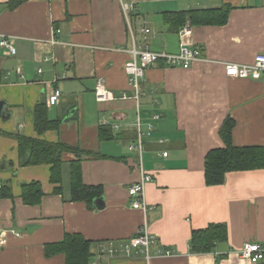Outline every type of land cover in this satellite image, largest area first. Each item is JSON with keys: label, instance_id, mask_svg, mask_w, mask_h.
I'll return each instance as SVG.
<instances>
[{"label": "crops", "instance_id": "1", "mask_svg": "<svg viewBox=\"0 0 264 264\" xmlns=\"http://www.w3.org/2000/svg\"><path fill=\"white\" fill-rule=\"evenodd\" d=\"M11 1L0 0V39L9 37L16 46L11 54L0 43V180L12 190L0 197V264H66L65 254L46 253L66 233L93 242V261L109 241L119 247L135 235L143 212L132 207L128 192L140 178L137 152L129 150L137 138V102L125 71L130 50L177 52L181 39L171 14L223 6H229L224 23L186 19L192 25L186 41L201 49L200 60L187 69L160 61L145 73L140 119L144 130L154 126L144 148L145 168L155 178L145 189L147 220L157 235L153 255L107 254L102 263L264 264L241 255L246 242L264 246V168L229 172L219 185L204 177L206 154L225 145L219 130L227 117L236 121L235 145H264V73L244 79L226 74L229 62L252 63L264 53V0H26L13 8ZM127 1L135 2L128 15L122 8ZM101 78L115 100H97ZM56 89L60 101L50 105ZM41 102L51 120L61 121L59 130L37 133L35 107ZM117 122L115 130L111 123ZM103 126L111 128V137H101ZM20 133L101 153L83 156L81 167L85 183L104 187V206L97 207L98 198L92 209L70 199L68 162L64 190L55 193L49 164L23 163ZM160 137L168 141L160 144ZM33 180L42 182L44 195L31 205L21 191ZM221 222L226 241L207 252L191 248L193 230ZM158 249L173 253L158 256Z\"/></svg>", "mask_w": 264, "mask_h": 264}, {"label": "trees", "instance_id": "2", "mask_svg": "<svg viewBox=\"0 0 264 264\" xmlns=\"http://www.w3.org/2000/svg\"><path fill=\"white\" fill-rule=\"evenodd\" d=\"M26 0H12L10 7L13 8L20 2ZM229 6L213 9H199L191 12H180L171 14L174 26L179 31L189 18L192 24L207 19V23H224L228 19ZM204 18V19H203ZM35 123L37 133L44 134L47 130H59L60 120H51L46 102H41L35 107ZM236 121L232 117H227L222 124L219 133L225 145L218 149L210 150L205 156L204 177L208 185H219L226 180V174L238 171H247L264 168V145L261 146H237L233 143V128ZM108 134V135H106ZM111 128L101 127V137H111ZM19 154L26 165L49 164L51 168L50 181L54 183L55 193H62L64 190L63 164L68 162L70 167V199L73 201H84L88 208L92 209L94 200L104 196L102 185L87 184L83 181L81 162L83 156L88 158L104 157L101 153L86 150L78 145H70L65 141H51L40 137H30L25 134H18ZM74 157L67 160L66 154ZM44 195L42 182L33 180L22 184L21 196L27 204L39 203ZM12 196L10 187L5 186L0 190V197ZM191 248L197 252H207L213 249L214 245L228 239L226 223H210L206 228L192 231ZM92 241L85 238L81 233H66L64 240L46 247L48 256L56 253L66 255V264H89L93 258Z\"/></svg>", "mask_w": 264, "mask_h": 264}, {"label": "built area", "instance_id": "3", "mask_svg": "<svg viewBox=\"0 0 264 264\" xmlns=\"http://www.w3.org/2000/svg\"><path fill=\"white\" fill-rule=\"evenodd\" d=\"M122 8L125 13L128 15L130 11L135 9L134 1H127L122 3ZM143 30L148 33L150 32V28L146 27ZM60 31V29H58ZM192 25L190 22H187L180 30L179 35L181 39L180 50L177 52H167V51H155L151 50L148 46L143 48H138L134 46L130 51L132 52V59L129 60L125 65V71L129 79V85L134 91V96L137 102V138L132 141L129 145V150L136 151V165L140 170V178L136 182L129 187L128 192L131 197V205L133 208L140 209L143 212V223L138 228L135 235L129 238L125 243L121 244V246H116L113 241H109L107 245L99 248V256L98 259H94L89 264H103L102 259L108 255H135L136 253H144L145 256L150 259L153 255L151 253V246L155 242H157V235L152 233L150 230L149 221L147 220V212L148 205L146 199L145 189L148 182L153 181L154 175L152 172L145 168L144 164V148L146 137L150 136L154 131V126L149 125V127L144 130L142 127V122L140 119L141 107L140 100L145 95L142 84L144 82V77L146 70L153 65L158 64V62L162 61L168 66L172 67H182L187 69L190 67L195 61L200 60L201 57V49L196 48L190 45L186 38L191 35ZM1 45L11 54H15L16 46H14L13 40L9 37L3 36L0 39ZM264 73V53H257L252 63H234L229 62L226 64V74L227 76H232L235 78H247V77H258L260 74ZM99 83L95 90V95L99 102L102 101H111L115 100L116 96L113 94L105 85V80L102 78L99 79ZM48 103L50 105L57 104L61 98V91L55 90L52 94L49 95ZM122 98H129L126 93H123ZM160 115L156 114L153 116V119H159ZM105 124H110L108 120L104 121ZM115 130L120 129L121 124L111 123ZM168 138L160 137L158 142L161 144L166 143ZM168 151H163V156H168ZM3 187V183L0 180V190ZM3 245L2 238L0 237V247ZM173 251L170 249H158L155 253L158 256H163L165 254H172ZM241 255L251 261L253 263H258L264 261V246H262L258 242H246L243 245V249L241 250Z\"/></svg>", "mask_w": 264, "mask_h": 264}, {"label": "water", "instance_id": "4", "mask_svg": "<svg viewBox=\"0 0 264 264\" xmlns=\"http://www.w3.org/2000/svg\"><path fill=\"white\" fill-rule=\"evenodd\" d=\"M102 201H103L102 198H98V199L95 200V204L97 205V207L100 208V207H103L104 206V205H102Z\"/></svg>", "mask_w": 264, "mask_h": 264}]
</instances>
